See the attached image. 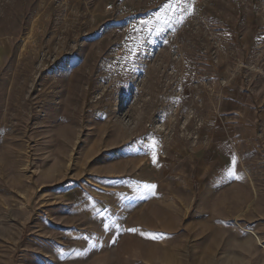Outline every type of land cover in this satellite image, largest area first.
<instances>
[{
  "label": "rangeland",
  "instance_id": "1",
  "mask_svg": "<svg viewBox=\"0 0 264 264\" xmlns=\"http://www.w3.org/2000/svg\"><path fill=\"white\" fill-rule=\"evenodd\" d=\"M245 230L264 0H0V264H264Z\"/></svg>",
  "mask_w": 264,
  "mask_h": 264
},
{
  "label": "bare ground",
  "instance_id": "2",
  "mask_svg": "<svg viewBox=\"0 0 264 264\" xmlns=\"http://www.w3.org/2000/svg\"><path fill=\"white\" fill-rule=\"evenodd\" d=\"M244 233L248 234L249 237H252L255 239V241L257 242V244L259 246L263 247V241L261 239V237L258 235V233L256 232H249L247 230L243 231ZM246 236V235H245ZM221 234H220V230L218 228H214L212 234H211V242H210V247H215L218 244V240L221 239ZM243 248V245L241 246ZM126 248V247H125ZM144 248V247H143ZM264 248V247H263ZM124 249V248H123ZM248 250V249H247ZM146 251V250H145Z\"/></svg>",
  "mask_w": 264,
  "mask_h": 264
},
{
  "label": "snow or ice",
  "instance_id": "3",
  "mask_svg": "<svg viewBox=\"0 0 264 264\" xmlns=\"http://www.w3.org/2000/svg\"><path fill=\"white\" fill-rule=\"evenodd\" d=\"M233 162H234V160H233ZM151 187H155V185H152Z\"/></svg>",
  "mask_w": 264,
  "mask_h": 264
}]
</instances>
